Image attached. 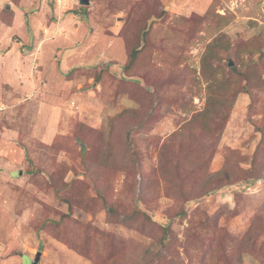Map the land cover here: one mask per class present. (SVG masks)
<instances>
[{"label": "rangeland", "instance_id": "rangeland-1", "mask_svg": "<svg viewBox=\"0 0 264 264\" xmlns=\"http://www.w3.org/2000/svg\"><path fill=\"white\" fill-rule=\"evenodd\" d=\"M0 264H264V0H0Z\"/></svg>", "mask_w": 264, "mask_h": 264}, {"label": "water", "instance_id": "water-1", "mask_svg": "<svg viewBox=\"0 0 264 264\" xmlns=\"http://www.w3.org/2000/svg\"><path fill=\"white\" fill-rule=\"evenodd\" d=\"M79 1L82 6H88L90 4V0H79Z\"/></svg>", "mask_w": 264, "mask_h": 264}, {"label": "trees", "instance_id": "trees-1", "mask_svg": "<svg viewBox=\"0 0 264 264\" xmlns=\"http://www.w3.org/2000/svg\"><path fill=\"white\" fill-rule=\"evenodd\" d=\"M132 56H134V54Z\"/></svg>", "mask_w": 264, "mask_h": 264}]
</instances>
